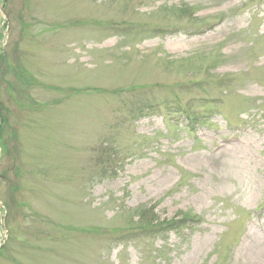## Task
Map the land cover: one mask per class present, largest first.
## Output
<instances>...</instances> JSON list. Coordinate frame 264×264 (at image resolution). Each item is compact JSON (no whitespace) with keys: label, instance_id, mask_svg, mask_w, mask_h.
<instances>
[{"label":"rangeland","instance_id":"obj_1","mask_svg":"<svg viewBox=\"0 0 264 264\" xmlns=\"http://www.w3.org/2000/svg\"><path fill=\"white\" fill-rule=\"evenodd\" d=\"M0 113V264H264V0H0Z\"/></svg>","mask_w":264,"mask_h":264},{"label":"trees","instance_id":"obj_2","mask_svg":"<svg viewBox=\"0 0 264 264\" xmlns=\"http://www.w3.org/2000/svg\"><path fill=\"white\" fill-rule=\"evenodd\" d=\"M192 222H194V220L182 219V220H176V221L157 223L155 224L156 226L154 228H151L149 231H151L153 233L152 235H154L155 237V235L157 236V235H163V234L181 231L182 229L186 227V225Z\"/></svg>","mask_w":264,"mask_h":264}]
</instances>
